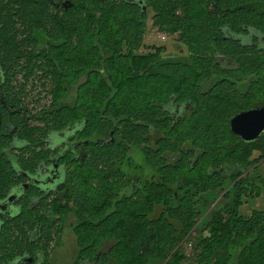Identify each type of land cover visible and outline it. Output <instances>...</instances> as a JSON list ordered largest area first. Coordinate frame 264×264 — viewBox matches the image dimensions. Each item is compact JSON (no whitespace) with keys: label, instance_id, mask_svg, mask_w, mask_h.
I'll return each instance as SVG.
<instances>
[{"label":"trees","instance_id":"16d2710c","mask_svg":"<svg viewBox=\"0 0 264 264\" xmlns=\"http://www.w3.org/2000/svg\"><path fill=\"white\" fill-rule=\"evenodd\" d=\"M57 1L0 0V201L25 181L19 173L65 157L64 195L47 202V214L75 212L72 228L88 227L86 251L112 233L115 264H264V210L240 211L256 186L249 171L264 157V134L244 143L230 127L238 111L264 104V0ZM149 8L152 25L177 36L187 54L166 55L165 46L139 53L155 44L146 41ZM42 32L47 54L37 50ZM34 84L52 92L46 105L34 102L36 112L27 102ZM183 106L190 112L174 126L171 110ZM7 120L15 137L3 134ZM70 126L88 141L82 162L66 146L46 149L49 132ZM230 167L238 171L228 176L222 168ZM143 176L144 187L134 184ZM225 191L188 256L201 196ZM34 195L40 207L29 204ZM22 203L21 214L0 220V264L61 240L40 193ZM108 207L112 218L96 228Z\"/></svg>","mask_w":264,"mask_h":264},{"label":"flooded vegetation","instance_id":"af4514ba","mask_svg":"<svg viewBox=\"0 0 264 264\" xmlns=\"http://www.w3.org/2000/svg\"><path fill=\"white\" fill-rule=\"evenodd\" d=\"M65 1L66 0H59L57 2L65 7L64 5ZM39 32L41 33V31ZM43 35L44 36L38 33L39 44L37 50L38 53H43L45 51L46 52L45 54H47V37L45 36L44 33ZM4 83H5V76L3 73H0V90L3 88ZM173 110H171V117L173 119L174 126L176 125L178 126L179 123L178 121L181 118H187L190 112V107H185V108L180 107V108H175ZM2 117L3 116H1L0 114V125L1 122L3 121ZM27 117L28 119L31 118L29 115H27ZM4 126H5L3 132L4 135H6L7 137L16 136V128L14 126H11V120H7ZM68 129H69V133L71 134L66 135ZM68 129H66L65 131H59L53 133L49 132L46 140L44 141V143L46 144V149L47 148L51 149V146H53V149L60 150L61 146H63L62 148H65L64 146H66L69 152L70 151L73 152V154H71L72 156L71 160L79 159L82 162L83 159L80 158H82L84 152L83 143L85 142L88 144V141L87 140L83 141V139H79L78 137L75 138L73 132L74 131L73 126H70ZM65 137L66 139L61 140V142L55 141L56 139H61ZM14 142H16V140H14ZM64 158L59 156H53L49 160L46 159L45 161H43L36 169V172L19 173L18 175L23 176L25 181L15 186L13 188V192L6 199L0 201V220H2L4 217L8 218L19 213L21 214L22 208L24 207V203L22 202L27 200V193L29 191L40 193L44 197L45 216H48L50 220H52L53 218V220L55 221H53L51 224L54 223L55 225H58L60 227V231H61V240L59 239L60 242H58L57 240L55 243L50 245L49 250H44V252H37L33 254L27 253L26 255L21 257L22 259L20 258L21 260L16 261V264H27L28 262L29 264H115L114 255L112 253L113 243H114V235L112 233H108L110 236L102 235L103 245L100 248L86 251L84 245H82V242L84 241V239L88 237V231H87L88 227H85L84 229L83 222L81 221L79 223L78 229L70 228L72 234L76 236V247L73 249L72 252H67L65 250V248L67 247L66 245L67 240L65 238H67L68 236V235L66 236L69 230L67 221H68L69 213L71 211L67 212L68 209H66L67 214L65 218L56 215L55 213L47 214V202L52 201V199L54 198H63L64 195V188L62 185L63 183H65L64 180L66 176V171L67 169H69L68 162H66ZM233 168L234 167H230L229 169L228 168H222V169L225 173L227 172L228 169V172H230L228 175L231 176L233 173L238 171L237 168L234 169ZM129 174L134 175V173L132 172H129ZM133 179H134V184H137L139 182L142 183L140 187H144V185L148 181L147 176H143L141 178L133 177ZM96 187H99L98 183H96ZM12 195H14V199L10 201L8 198ZM41 199L42 197L36 198L34 195L32 196L29 204L40 207L42 203V202L40 203ZM2 206H4V210L2 209ZM79 212L80 210L77 211V214H79ZM113 212H114V208L108 207V209L105 210L102 216L97 217V219H95V221H97L95 227L104 228L106 226L105 225L106 222L110 221V219L112 218ZM73 214L76 220V215H75L76 213L74 212ZM92 220L94 219L89 220V222H92ZM48 223H49L48 221L44 223V228H41L43 231L44 229H46L47 232L49 229H52L51 227L47 229ZM36 229L37 227L35 229L30 230L29 235H31L33 231ZM40 232L42 234V231ZM41 237H43V235ZM44 238L45 237H43V239ZM44 240L47 245L46 239ZM58 246L60 247L56 249ZM47 247H49V244L47 245ZM28 258H31V260L28 261Z\"/></svg>","mask_w":264,"mask_h":264},{"label":"rangeland","instance_id":"374dc122","mask_svg":"<svg viewBox=\"0 0 264 264\" xmlns=\"http://www.w3.org/2000/svg\"><path fill=\"white\" fill-rule=\"evenodd\" d=\"M150 1L154 2L157 0H150ZM148 11H149L148 22H149V28H150L148 29V32H149L148 34L150 36L147 35L148 40L146 39V41H148V43L150 41L152 42L155 41V44L154 45L145 44V46L142 48V50L139 51V53L147 52L152 47L165 46L166 55L177 56V55L187 54L186 50H182L179 48L177 41L175 40V37L177 36L172 37L165 32L159 31L155 26L152 25L153 23L152 17H153L154 11L151 8H149ZM151 36L153 39L151 38ZM50 87H48L47 89V86H43L41 84H34L32 86L31 91L36 93V97L34 98L32 94L33 92H31L30 93L31 101L27 100V102H31L30 109L32 108L36 109L33 112H36L37 110L41 109V107L40 106L37 107V103H34V102H39V104L43 106L47 104L52 94V92L49 91ZM258 155H259L258 152L255 153L254 154L255 158L258 157ZM140 162L142 163L145 162L143 156ZM249 172L252 174L254 178V183L256 184V186L253 188L252 193L249 196L245 197L243 199V202L241 203L240 211H241V214L245 216L251 215L255 209L264 210V157L260 159L259 161H257L254 164V167H252ZM246 174L248 175L249 173H245V175ZM229 190H231V187L227 189V191ZM225 193L226 191L224 193L214 192L213 194L209 192L201 196L202 201L200 204V210L202 212V217L199 220V223L196 227L197 232L196 233L194 232L188 236V238L190 239L189 240L190 244L186 245V254L188 256L193 254V244H197V240L200 237L207 236L209 234L208 233L209 229H204V225L210 222L212 213L214 211L225 206L226 204L225 203L226 201L224 200ZM75 223L76 221H75L74 214L69 213L68 221H67L69 230L66 234V236L67 235L68 236L67 238H65L67 240L66 241L67 247L65 248L67 252H72L73 249L76 247V236L73 235L72 232L70 231V228H72V225H74ZM59 247L60 246H58L56 249H58Z\"/></svg>","mask_w":264,"mask_h":264},{"label":"water","instance_id":"95a60500","mask_svg":"<svg viewBox=\"0 0 264 264\" xmlns=\"http://www.w3.org/2000/svg\"><path fill=\"white\" fill-rule=\"evenodd\" d=\"M140 3L142 4V1ZM71 4L70 0H66L64 2L65 7L71 6ZM143 9L144 11L147 10L146 4H143ZM185 107L187 106H183L182 108ZM181 120H183V118L179 121ZM230 127L231 131L238 135L242 142L252 143L257 141L264 134V104L254 106L249 110L238 111L230 119ZM199 155L200 154L196 155L195 164ZM229 173L230 172L228 171L226 172L227 175ZM8 199L12 201L14 199V195L10 196ZM2 209L4 210V206H2ZM30 260L31 258H28V261ZM27 264H29V262Z\"/></svg>","mask_w":264,"mask_h":264}]
</instances>
